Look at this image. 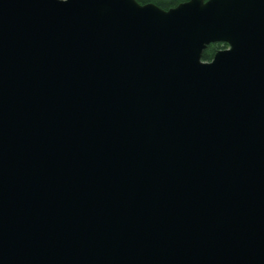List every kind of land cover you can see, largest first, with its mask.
Segmentation results:
<instances>
[{
	"label": "water",
	"instance_id": "water-1",
	"mask_svg": "<svg viewBox=\"0 0 264 264\" xmlns=\"http://www.w3.org/2000/svg\"><path fill=\"white\" fill-rule=\"evenodd\" d=\"M0 264H264V0H0Z\"/></svg>",
	"mask_w": 264,
	"mask_h": 264
},
{
	"label": "trees",
	"instance_id": "trees-1",
	"mask_svg": "<svg viewBox=\"0 0 264 264\" xmlns=\"http://www.w3.org/2000/svg\"><path fill=\"white\" fill-rule=\"evenodd\" d=\"M137 1L141 4L154 3L155 5L168 10L188 0H137ZM225 48H227V45L224 43H220V44L216 43V44L210 45L203 54V60L211 61L214 57V54L218 50H222Z\"/></svg>",
	"mask_w": 264,
	"mask_h": 264
}]
</instances>
